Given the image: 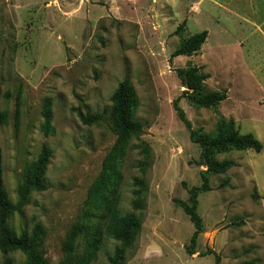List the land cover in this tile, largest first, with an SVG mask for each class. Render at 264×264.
<instances>
[{
    "label": "rangeland",
    "instance_id": "374dc122",
    "mask_svg": "<svg viewBox=\"0 0 264 264\" xmlns=\"http://www.w3.org/2000/svg\"><path fill=\"white\" fill-rule=\"evenodd\" d=\"M204 31L198 54L171 62L184 39ZM190 65L209 76L208 92L228 96L216 109L182 99L193 127L213 134L220 119L233 120L264 146V0H0L3 181L20 207L8 225L18 236L42 228L46 264H110L120 247L112 221L132 213L142 232L126 264H217V256L220 264H264V149L219 156L238 166L211 176L212 191L199 196L203 229L195 255L188 253L195 227L178 203H189L206 171L173 107L187 91L176 71ZM123 82L136 94L133 117L143 134L106 173L116 143L111 99ZM76 109L105 122L84 126ZM43 147L52 152L48 190L22 205ZM136 180L147 187L142 213L132 209ZM8 260L29 257L0 251V264Z\"/></svg>",
    "mask_w": 264,
    "mask_h": 264
},
{
    "label": "trees",
    "instance_id": "16d2710c",
    "mask_svg": "<svg viewBox=\"0 0 264 264\" xmlns=\"http://www.w3.org/2000/svg\"><path fill=\"white\" fill-rule=\"evenodd\" d=\"M183 27L184 25L177 30L176 35L182 33ZM208 36L209 33L204 31L188 39H184L172 54L171 62L177 58H189L198 54L206 44ZM176 73L182 81L183 86L187 87L188 90L174 102L173 107L180 122L189 130L191 142L201 148V162L206 168V171L202 173L201 187H195L189 191V203H178L195 227V233L190 241V246L187 248L190 255H195L197 241L203 229V221L198 213L199 196L212 191L210 185L211 176L225 175L238 166L234 160L220 161L218 159L219 156L233 151H253L260 154L264 146L253 135L241 134L233 120L220 119L213 134H207L202 128L195 129L180 107L181 100L184 98L187 99L197 109H216L228 99L227 92H208L205 83L209 79V76L199 67L190 65L186 69L177 70ZM111 102L112 109L108 122L116 137V143L105 161L106 173L108 169H110L109 173L112 172L124 146L131 139H138L143 134L142 124L135 121L133 117L137 107V99L129 82H123L118 86ZM74 112L77 114L80 122L87 127H93L105 122V117L100 114H85L81 109H76ZM51 120V113H46L48 125ZM5 123L6 116L0 110V129ZM51 158V150L48 147H43L37 161L31 167V171L25 180V185L21 189L22 205L31 192L42 193L48 190V186L45 183V176ZM135 182L139 189L133 193L132 209L134 212L142 213L145 211L147 187L141 180H136ZM103 183L104 181L100 182L99 185L102 186ZM224 186H229V182L225 181ZM19 208L9 200V196L4 187L2 152L0 147V251L4 255L12 253L25 254L29 257L27 264H46L42 255L44 236L42 228L40 226L36 227L31 236L28 233L18 236L8 225V221ZM141 232L142 222L136 213L125 216L117 214L112 221L110 235L120 244V247L115 250L114 255L109 259V263L126 264L127 251L132 247ZM93 246L95 247V245ZM216 262L220 264L221 259L219 256L216 257ZM4 264H13V262L8 260ZM246 264L255 263L250 262Z\"/></svg>",
    "mask_w": 264,
    "mask_h": 264
},
{
    "label": "water",
    "instance_id": "95a60500",
    "mask_svg": "<svg viewBox=\"0 0 264 264\" xmlns=\"http://www.w3.org/2000/svg\"><path fill=\"white\" fill-rule=\"evenodd\" d=\"M185 89H186V90H188V88H187V87H185Z\"/></svg>",
    "mask_w": 264,
    "mask_h": 264
}]
</instances>
